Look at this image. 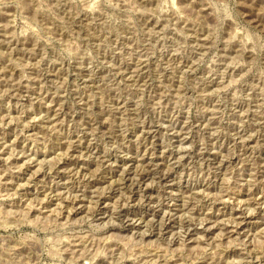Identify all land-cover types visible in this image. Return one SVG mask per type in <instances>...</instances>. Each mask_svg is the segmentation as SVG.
<instances>
[{
  "label": "rangeland",
  "instance_id": "obj_1",
  "mask_svg": "<svg viewBox=\"0 0 264 264\" xmlns=\"http://www.w3.org/2000/svg\"><path fill=\"white\" fill-rule=\"evenodd\" d=\"M0 264H264V0H0Z\"/></svg>",
  "mask_w": 264,
  "mask_h": 264
}]
</instances>
